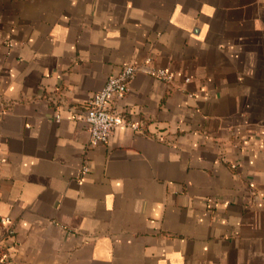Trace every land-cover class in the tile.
Segmentation results:
<instances>
[{
	"label": "crops",
	"instance_id": "crops-1",
	"mask_svg": "<svg viewBox=\"0 0 264 264\" xmlns=\"http://www.w3.org/2000/svg\"><path fill=\"white\" fill-rule=\"evenodd\" d=\"M147 60L172 81L136 73L114 107L137 128L90 146L70 107ZM0 243L4 264H264V0H0Z\"/></svg>",
	"mask_w": 264,
	"mask_h": 264
},
{
	"label": "built area",
	"instance_id": "built-area-1",
	"mask_svg": "<svg viewBox=\"0 0 264 264\" xmlns=\"http://www.w3.org/2000/svg\"><path fill=\"white\" fill-rule=\"evenodd\" d=\"M150 60H147L145 66L132 64H124L119 67L118 72L107 78L103 87L93 93L91 97L79 106L70 107L72 119L82 123L90 136V146L105 144L117 127L135 129V123L128 122L123 113L117 111L114 102L121 99L128 90V85L138 72H145L162 82H171L172 73L165 69H155L149 67ZM187 82V79L185 80ZM55 119L59 120V115H55ZM86 171V169H83ZM4 224H9V218L1 219ZM11 234V231H9ZM0 243V264H4L1 254Z\"/></svg>",
	"mask_w": 264,
	"mask_h": 264
}]
</instances>
